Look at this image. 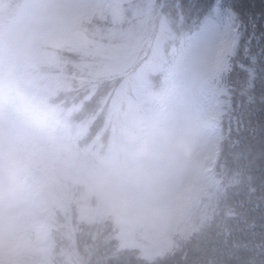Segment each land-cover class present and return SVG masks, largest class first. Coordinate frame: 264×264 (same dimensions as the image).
<instances>
[{
	"label": "rangeland",
	"instance_id": "obj_1",
	"mask_svg": "<svg viewBox=\"0 0 264 264\" xmlns=\"http://www.w3.org/2000/svg\"><path fill=\"white\" fill-rule=\"evenodd\" d=\"M147 8L148 19L136 6L131 19L123 0H0V264H88L98 246L104 251L111 246L114 255L116 242L139 244L150 255L159 250V238L173 236L172 244L179 245L199 230L203 215L197 209L208 196L206 183L213 181L217 117L229 95L223 73L237 27L225 0H215L196 28L174 41L166 18ZM102 17L124 28L107 35L94 24ZM106 38L114 49L100 51L97 41ZM90 63L96 67L85 70ZM99 78L123 82L113 100L111 92L103 96L106 129L93 140L86 139L84 127L64 124L63 132H55L50 120L56 116H47L44 101L35 123L31 118L20 129L25 104L43 92L38 83L49 87V97L62 88L65 100L81 90L73 84ZM118 93L124 100L117 101ZM79 110L77 105L74 112ZM51 139L58 149L47 147ZM103 195L116 201L123 223L119 238L109 245L106 201L105 214L87 218L96 223L79 244L83 230L71 210L83 203L92 210L90 197L99 201ZM51 206L59 210L55 218ZM204 215L213 212L207 208ZM6 231L42 240V253L17 258L4 245Z\"/></svg>",
	"mask_w": 264,
	"mask_h": 264
},
{
	"label": "trees",
	"instance_id": "obj_2",
	"mask_svg": "<svg viewBox=\"0 0 264 264\" xmlns=\"http://www.w3.org/2000/svg\"><path fill=\"white\" fill-rule=\"evenodd\" d=\"M214 1L123 0V5L131 19L134 18V6L140 10L141 15L147 13L148 19L151 8L147 7L151 5L158 19L164 17L168 21L172 39L179 41L200 24ZM126 5L130 7L127 8ZM225 11L234 20L238 36L228 73H223L229 95L217 117L220 142L210 167V176L214 182L211 180L210 183L209 180L206 183L210 186L205 190L208 196L203 197L199 204L201 207L197 209L198 215H203L199 230L188 238H183L179 245L172 244L173 236L168 239L161 237L159 250L154 254L144 255L139 244L124 247L116 242L123 226L117 217L116 201H109L108 196L103 195V198L99 197V202L91 196L92 210L87 203H83L82 207H73L71 210L74 217L69 215L73 221H77L76 226L83 230V235L78 236V243L86 242L88 235L93 232L91 227L96 222L87 218L96 220L98 215L105 214L101 203L109 202V245L113 244V239L117 245L114 247V255H110L111 246L106 248V251L98 246L87 261L88 264H264V56L261 55L264 52V0H225ZM103 17L98 22L94 21V24L101 25V32L107 35L114 33L115 36L116 31L119 33L124 28L113 22V19ZM124 20L128 18L125 17ZM70 24L71 32H74L75 28ZM71 35L73 36L72 33ZM108 39L97 41L98 46L95 47L100 51L105 47L109 51L113 50L107 43ZM106 44L108 46H105ZM42 48L41 50L45 51L46 48ZM89 48L91 46L87 47ZM165 48H168V45ZM95 64L90 63L85 70L89 71ZM26 72L28 75L29 70ZM96 80L98 79L91 83L84 81L73 84L81 90L68 93L65 100L62 88H59L58 92L55 91L56 97H49L46 92L49 87H44V82L38 83L43 92L41 91L37 99L34 94H30V97L34 98L24 106L20 129L22 130L24 123L31 122V118L35 123L38 106L44 101L49 103L44 104L47 116L51 113L56 116L50 120L55 132H63L64 124L76 128L84 127L83 134L86 139L93 140L99 129H106L105 116L101 112L103 96L111 92L109 100H113L123 82L121 79L117 82L107 78H99L95 82ZM124 97L125 94L121 96L118 93L117 101L124 100ZM77 105L80 110L74 112ZM53 106L57 109V115ZM66 112L68 119L63 118V113ZM80 120L86 121L84 126L78 123ZM207 129L205 128L206 131ZM24 132L28 133L29 129L25 128ZM106 139L102 138L103 141ZM51 141L47 147L53 145V149H58L57 140ZM64 141L68 143L65 136ZM207 208L209 213L213 212L211 217L204 215ZM51 210V218L60 214L54 206H51ZM207 220L208 223L204 225Z\"/></svg>",
	"mask_w": 264,
	"mask_h": 264
},
{
	"label": "clouds",
	"instance_id": "obj_3",
	"mask_svg": "<svg viewBox=\"0 0 264 264\" xmlns=\"http://www.w3.org/2000/svg\"><path fill=\"white\" fill-rule=\"evenodd\" d=\"M4 245L5 247L11 245V251L17 258L31 260L42 253L43 241L33 239L26 233L12 232L8 234L6 231Z\"/></svg>",
	"mask_w": 264,
	"mask_h": 264
},
{
	"label": "snow or ice",
	"instance_id": "obj_4",
	"mask_svg": "<svg viewBox=\"0 0 264 264\" xmlns=\"http://www.w3.org/2000/svg\"><path fill=\"white\" fill-rule=\"evenodd\" d=\"M261 55L264 56V52H262Z\"/></svg>",
	"mask_w": 264,
	"mask_h": 264
}]
</instances>
